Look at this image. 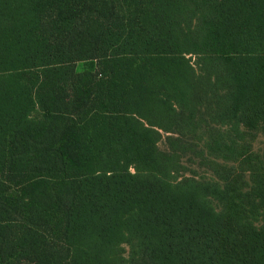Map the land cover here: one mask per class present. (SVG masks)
I'll use <instances>...</instances> for the list:
<instances>
[{
  "label": "trees",
  "instance_id": "trees-1",
  "mask_svg": "<svg viewBox=\"0 0 264 264\" xmlns=\"http://www.w3.org/2000/svg\"><path fill=\"white\" fill-rule=\"evenodd\" d=\"M257 135L264 0H0V264H264Z\"/></svg>",
  "mask_w": 264,
  "mask_h": 264
},
{
  "label": "rangeland",
  "instance_id": "rangeland-1",
  "mask_svg": "<svg viewBox=\"0 0 264 264\" xmlns=\"http://www.w3.org/2000/svg\"><path fill=\"white\" fill-rule=\"evenodd\" d=\"M196 59V57H192V61L194 62ZM96 68V61L95 60H92V59H87V60H82V61H79L76 65V69L77 71H85V70H94ZM164 136L163 138L161 139V141L159 142V146L160 148L162 149H166L167 148V145L164 141V138L166 136V133L163 132L162 133ZM251 143L253 144V147L255 149L259 148L260 146H262L264 144V136L263 135H257L254 139H251ZM184 164H189V162L187 161V159L183 158L182 159ZM200 172L205 175V176H208L209 173L207 172H204L203 169L200 170Z\"/></svg>",
  "mask_w": 264,
  "mask_h": 264
}]
</instances>
